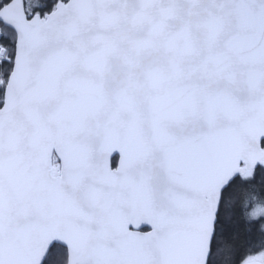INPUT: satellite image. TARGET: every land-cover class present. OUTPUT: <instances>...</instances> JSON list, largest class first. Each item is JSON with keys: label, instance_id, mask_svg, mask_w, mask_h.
Here are the masks:
<instances>
[{"label": "snow or ice", "instance_id": "obj_1", "mask_svg": "<svg viewBox=\"0 0 264 264\" xmlns=\"http://www.w3.org/2000/svg\"><path fill=\"white\" fill-rule=\"evenodd\" d=\"M0 264H264V0H0Z\"/></svg>", "mask_w": 264, "mask_h": 264}]
</instances>
